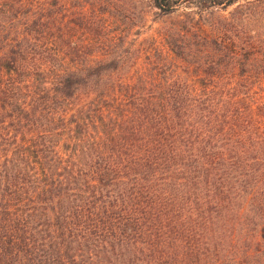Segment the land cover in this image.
Segmentation results:
<instances>
[{"label": "trees", "instance_id": "16d2710c", "mask_svg": "<svg viewBox=\"0 0 264 264\" xmlns=\"http://www.w3.org/2000/svg\"><path fill=\"white\" fill-rule=\"evenodd\" d=\"M74 1L0 0V264H264V49L189 23L137 68Z\"/></svg>", "mask_w": 264, "mask_h": 264}, {"label": "rangeland", "instance_id": "374dc122", "mask_svg": "<svg viewBox=\"0 0 264 264\" xmlns=\"http://www.w3.org/2000/svg\"><path fill=\"white\" fill-rule=\"evenodd\" d=\"M84 1L90 2V0H76L74 6L78 8L81 5L88 6L83 5ZM147 1L136 0L128 6L124 4V0L94 2L96 15H104L108 20L102 22L110 30L106 36H114L123 41L125 51L136 58L137 68L152 69L154 65L148 64L145 59L149 58V63L151 60L154 64L158 61V53L166 52L162 41L164 32L189 23L202 26L206 31L215 30L213 35L219 33L227 49L236 47L237 50L248 51L251 46L264 49V0H239L228 8L208 11H202L195 5H185L169 17H163L156 10L151 9ZM80 35L78 30L77 37ZM175 75L182 80H194L186 78L179 70L175 71Z\"/></svg>", "mask_w": 264, "mask_h": 264}]
</instances>
